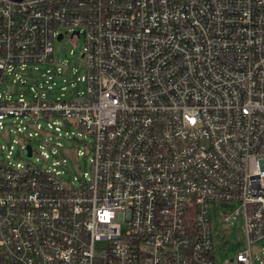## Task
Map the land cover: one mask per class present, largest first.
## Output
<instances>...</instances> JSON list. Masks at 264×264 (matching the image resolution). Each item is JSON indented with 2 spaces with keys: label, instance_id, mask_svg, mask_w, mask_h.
<instances>
[{
  "label": "built area",
  "instance_id": "built-area-1",
  "mask_svg": "<svg viewBox=\"0 0 264 264\" xmlns=\"http://www.w3.org/2000/svg\"><path fill=\"white\" fill-rule=\"evenodd\" d=\"M58 35L82 37L81 97L10 98L2 82L51 62ZM54 117L91 136L77 186L57 161L9 160L14 146L30 157L24 139L37 137L55 154ZM5 130L20 137L0 145V264H216L217 209L224 222L242 214L246 241L223 264H252L264 238V0H0Z\"/></svg>",
  "mask_w": 264,
  "mask_h": 264
},
{
  "label": "rangeland",
  "instance_id": "rangeland-1",
  "mask_svg": "<svg viewBox=\"0 0 264 264\" xmlns=\"http://www.w3.org/2000/svg\"><path fill=\"white\" fill-rule=\"evenodd\" d=\"M82 48V37L72 40L65 36L58 41H53L51 62L27 64L22 70L15 67L17 77L8 76L2 82V90L6 91L12 99L20 96L28 100L35 96L45 100H75L81 97L85 91V84L80 78L87 73L81 57ZM54 118L60 126L59 136L54 132V137L50 140L57 150L55 154H51L47 144L37 137L24 139L34 150L30 157L26 156L25 151L20 152L14 146L9 160L20 163L28 161L34 166L44 168H50L51 163L57 161L59 165L54 164V170L61 172L63 182L66 185L71 183L77 186L73 178L76 177L80 181L82 173L89 175L91 172L89 163L91 149L88 145L91 143V136L77 128L68 119ZM19 137L20 135L14 136L6 130L1 131L0 145L7 146L13 138L19 139ZM40 146H42L41 150L47 153L46 158L37 153L40 151ZM77 150H82L84 155L76 156ZM61 159L64 160L63 163ZM220 215V209L210 211V223L213 228L212 245L216 264H223L224 261L234 257L237 251L246 247L242 214L234 215L229 222H224ZM251 261L252 264H264V238L251 245Z\"/></svg>",
  "mask_w": 264,
  "mask_h": 264
},
{
  "label": "water",
  "instance_id": "water-1",
  "mask_svg": "<svg viewBox=\"0 0 264 264\" xmlns=\"http://www.w3.org/2000/svg\"><path fill=\"white\" fill-rule=\"evenodd\" d=\"M60 37H61V36H60V35H58L56 39H57V40H59V39H60ZM26 148H27V155H29V154H30V149H29V146H27Z\"/></svg>",
  "mask_w": 264,
  "mask_h": 264
}]
</instances>
